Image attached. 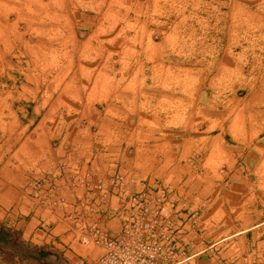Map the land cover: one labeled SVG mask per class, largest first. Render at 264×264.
Instances as JSON below:
<instances>
[{
    "label": "crops",
    "instance_id": "obj_1",
    "mask_svg": "<svg viewBox=\"0 0 264 264\" xmlns=\"http://www.w3.org/2000/svg\"><path fill=\"white\" fill-rule=\"evenodd\" d=\"M222 5L0 0V264L100 257L64 219L75 210L86 224L95 220L79 205L83 187L66 192L72 174L106 186L118 174L125 193L170 184L182 212L197 214L196 233L184 238L188 264H264V79L253 73L262 72L254 51L264 32L240 43L238 30L221 27ZM176 17L217 26L192 34L161 27ZM14 19L33 44L5 33ZM42 175L58 186L51 200L60 194L66 205L29 196V181ZM117 204L107 199L109 209ZM106 226L117 229L113 220Z\"/></svg>",
    "mask_w": 264,
    "mask_h": 264
},
{
    "label": "built area",
    "instance_id": "obj_2",
    "mask_svg": "<svg viewBox=\"0 0 264 264\" xmlns=\"http://www.w3.org/2000/svg\"><path fill=\"white\" fill-rule=\"evenodd\" d=\"M57 169L61 179L65 168L60 165ZM67 180V193L73 194L80 186L86 190L87 199L79 205L87 207L89 215L95 217L91 224H86L78 211L64 216L71 229L77 231L79 243L101 248L102 254L92 264H188L191 260L184 238L196 233L197 214L182 212L172 185L146 182L139 191L125 193L118 174L110 177L107 186L101 179L91 183L77 174ZM27 188L29 196L39 202L66 205L60 194L51 200L58 186L49 175L32 178ZM111 196L118 198V204L109 209L107 199ZM109 220L117 223L116 230L106 226Z\"/></svg>",
    "mask_w": 264,
    "mask_h": 264
},
{
    "label": "rangeland",
    "instance_id": "obj_3",
    "mask_svg": "<svg viewBox=\"0 0 264 264\" xmlns=\"http://www.w3.org/2000/svg\"><path fill=\"white\" fill-rule=\"evenodd\" d=\"M257 3L259 4L257 5ZM261 1L257 2V0H223V5L221 9V16L222 19H224V23H222L221 27L224 30H227L228 26H233V29L235 31H239V37H240V43H246V40L248 38L247 34L252 32H264V7L261 5ZM178 10V9H177ZM181 15V9H179ZM214 14V9L209 10ZM218 12V11H217ZM166 18L160 19L161 21L165 22ZM226 19H235L233 23H225L227 22ZM237 19V20H236ZM14 29H9V25L5 24L2 26H5L6 29H4L5 33H9L7 31L13 30V34L15 35V42L16 45L21 46L23 41L29 42L30 44H33L32 41L35 40L34 34H32L29 30H27L24 26V22H19L18 19H14ZM174 23L171 24H165L163 23L161 25L162 28L169 27L172 29L174 33H180L183 32H189L190 34L194 33V30L196 33H212L215 32V28L217 25L211 23H204L202 25L197 24H185L182 22L181 19H178L177 17L174 19ZM199 26H201V29H199ZM24 27V28H23ZM191 27V28H189ZM8 29V30H7ZM194 29V30H193ZM229 29V28H228ZM2 30V27L0 25V31ZM11 33V31H10ZM1 34V33H0ZM156 34V33H155ZM154 37L157 39L159 38V35H155ZM154 39V40H157ZM6 44V40L2 41ZM254 42H257L255 40ZM263 41H258V43H261ZM1 43V41H0ZM240 51V49H239ZM241 52V51H240ZM254 54L256 57L262 56V63L255 65V70H259L258 68L261 67L262 72H253L254 76L257 78L259 75L262 76L264 79V47L262 45L256 47ZM258 63V62H256ZM247 69V67H245ZM246 75H250L249 72H244ZM7 238V237H6ZM16 239V237H14ZM0 256H1V250H0Z\"/></svg>",
    "mask_w": 264,
    "mask_h": 264
},
{
    "label": "trees",
    "instance_id": "obj_4",
    "mask_svg": "<svg viewBox=\"0 0 264 264\" xmlns=\"http://www.w3.org/2000/svg\"><path fill=\"white\" fill-rule=\"evenodd\" d=\"M5 238H6V237H5ZM13 249L16 250V251H18V252L20 251L19 247H16V246L13 247ZM34 254H35V252H34V251H31V252L28 254V256L31 257V258H34Z\"/></svg>",
    "mask_w": 264,
    "mask_h": 264
}]
</instances>
